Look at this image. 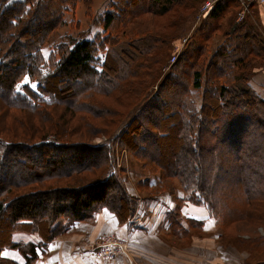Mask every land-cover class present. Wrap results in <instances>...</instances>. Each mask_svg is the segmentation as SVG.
Here are the masks:
<instances>
[{
    "label": "trees",
    "instance_id": "1",
    "mask_svg": "<svg viewBox=\"0 0 264 264\" xmlns=\"http://www.w3.org/2000/svg\"><path fill=\"white\" fill-rule=\"evenodd\" d=\"M129 1L123 7L115 3V12L106 14V37L100 46L96 41L74 42L46 77L38 72L44 65L43 39H36L41 28L23 21L22 2H6L0 8V121L12 119V111H23L39 115L45 124L17 118L16 131L12 124L0 126L5 135L0 136V264H20L3 257L8 249L19 250L24 264H32L38 258L36 247L46 248L58 231L93 219L106 206L119 211L129 204L122 176L115 170L114 140L102 147L90 142L108 128H118L134 111L140 113L127 127L140 120L149 128L133 129L134 136L140 135L135 144L133 138L115 141L153 174L150 185L180 184L185 199L204 206L223 237L232 224L242 223L247 230L264 224V100L251 88V77L244 75L251 55L253 60L264 58L255 5L250 8L255 22L246 16L225 32V43L216 45L218 30L212 23L232 10L238 17L244 8L239 0L217 2L197 29L198 36L190 37L171 72L162 76L173 42L183 37L205 0ZM115 21V28L123 29L134 44L122 45L113 55L107 47L104 57L99 56ZM27 36L31 39L23 41ZM209 43L215 47L210 68L217 81L238 70L244 84L221 83L213 89L206 82L202 91L198 67ZM108 45L115 48L118 41L112 38ZM249 46L260 50L251 52ZM5 49L12 57L2 56ZM25 77L38 83L37 92L21 86ZM154 86L157 91L149 94ZM198 90L199 107L193 96ZM39 131L44 136L53 132L65 141H33ZM73 133L84 141H70ZM16 233L38 235L39 245L15 243ZM236 244L250 255L245 264L253 260V252L264 257L262 235L239 237Z\"/></svg>",
    "mask_w": 264,
    "mask_h": 264
},
{
    "label": "crops",
    "instance_id": "2",
    "mask_svg": "<svg viewBox=\"0 0 264 264\" xmlns=\"http://www.w3.org/2000/svg\"><path fill=\"white\" fill-rule=\"evenodd\" d=\"M258 10L256 19L264 27V7ZM250 86L264 100V70L252 78ZM202 91L198 90L201 94ZM133 175L130 170L121 174L129 203L124 204L123 210L106 206L93 219L70 225L46 248L36 247L38 258L32 264L246 263L249 253L230 244H221L223 237L218 233L216 222L204 206L185 199L180 184L158 186L154 183L150 187L139 181L135 185ZM102 237L122 241L128 253L112 261L93 259L94 247ZM13 240L17 244L37 245L39 241H35L39 236L17 233ZM185 240L189 242L187 246H183ZM199 256L203 257L202 261H198ZM3 257L24 264L19 250H5Z\"/></svg>",
    "mask_w": 264,
    "mask_h": 264
},
{
    "label": "rangeland",
    "instance_id": "3",
    "mask_svg": "<svg viewBox=\"0 0 264 264\" xmlns=\"http://www.w3.org/2000/svg\"><path fill=\"white\" fill-rule=\"evenodd\" d=\"M208 1L205 0L204 3ZM13 3V2H22L26 12L23 13L22 16H24L23 21H25V23H28L29 26H34V28L39 29L41 28V30L39 31V37L38 38H42L43 39V48L41 51V56H42V60H44V65L42 67V71L38 70V72L45 77L48 76V74L52 71V69L54 68V66L58 63V61L60 60V58L62 57L63 53H65V50H67L68 48L72 47L74 42H79V41H83V40H87V41H96V46H98L100 44V42H102L103 38L106 37V34L104 32V28H103V24H104V18L106 16L107 13L109 12H115L114 9L112 8V6L115 3L120 2V6L123 7L125 2H130L129 0H0V8H2L1 6L6 3ZM204 3L199 7V10L197 12V16L196 18L192 19L190 21V23L187 24L184 33H183V37H188V36H194L197 34V29H199V27L202 25V21H198V16H199V12L202 8V6L204 5ZM254 5V4H253ZM252 5V6H253ZM258 8L259 6H254V8L252 10L256 11L255 14L257 16L258 13ZM128 11H126L127 13ZM247 16H250L252 18L253 13L250 12V14H248ZM259 17L260 13H259ZM148 18H152L151 16H149ZM260 19V18H259ZM254 20L256 19H252L253 22H255ZM240 23V22H239ZM237 22V17H236V10H232L230 13L225 14L223 16L222 19H220L219 21H217L216 23H212L211 26H215V28H217L216 30L217 33L215 35V39L214 42L216 45L219 43H225L226 40L223 39L225 32H227L228 30H230V28L234 27L235 25L239 24ZM242 23V22H241ZM22 24V23H21ZM260 27H256V30L261 34V36L264 39V27L260 21ZM119 26L118 24L116 25V21L113 24V27L110 31V38H108V40L106 41V43H110V41L112 40V38L116 39L118 41V45L115 48L110 47V45L105 44V43H101V45H103L104 48L99 56H103L104 57V53L107 52V47L109 48V52L113 55V53H115V50L120 48L122 45L124 44H130L133 43L132 40L129 38V36H127L126 34L123 35L122 34V30H117L115 27ZM121 27V26H120ZM134 29L137 28L136 23L133 25ZM136 30V29H135ZM229 32V31H228ZM227 32V33H228ZM13 43H16L18 40H16L17 37V31H13ZM37 35V36H38ZM198 36V35H196ZM235 37V36H234ZM29 39H31L29 36H27V38L23 39V41H29ZM182 39H177L176 41L173 42V49L175 50V45H180V41ZM209 43L208 47L205 48V52H204V57H203V62L201 63V65L198 67L202 73V87L206 88V82L209 84L210 83V88L213 87V89H215L216 84H221V83H226L232 87L235 86H239L244 84V82L240 81V78L244 77V75L248 76L249 78H252L260 71L264 70V58H254V55H251L249 58L251 60V65L248 66L246 73H244V75H242L241 71L235 70L234 74H231L228 72V79H223L220 81H217V78L215 76H213V68H210V60L212 58V52L213 49L215 48ZM134 44V43H133ZM215 45V46H216ZM259 45V44H258ZM100 46V45H99ZM172 49V50H173ZM249 49L251 50V52H258V50L260 49H256L253 50L252 46H249ZM5 49L2 52V56H5V58L7 59L8 57H12L11 54H9L8 50ZM174 50L172 52H174ZM118 52V51H117ZM111 55V56H112ZM116 55V54H115ZM173 55V53H172ZM171 55V57H172ZM169 58L167 60V65L164 69H162V76H166V74H168L169 72H171V67L169 65V62L171 61L172 58ZM253 60V62H252ZM24 64H26V62H24ZM41 67V66H40ZM37 80H40V78L38 77ZM250 80V82H251ZM23 85H27L30 86V88L32 90H34L35 92L38 91V83L36 81H33L27 77H25L23 79V83L21 86ZM156 86H154L150 91L149 94H154L157 90H156ZM65 96V95H64ZM66 96H68V94L66 93ZM194 101L196 103V105L199 107L201 104V98H200V94L198 91H194ZM61 108V107H58ZM139 111H134L129 113L127 116L124 117L123 121L121 122L120 126H118V128L114 127V128H108L104 133L99 134L97 136L91 137V142L90 145L91 146H108L111 144V142L114 140V142L112 143L113 146H115L116 148V161H115V170L117 176L121 175V172H127L128 170H130L131 172L134 173L133 177L135 178V185L139 182H146L147 185L150 186L149 181L152 179V182H154V176L153 174H151L149 171H146L143 169V163L139 162L137 160H135L132 155H130L128 152L121 150L122 144L119 143V141H115L116 137H120L123 138L124 140L126 138L132 140L133 138V143L135 144L136 140L139 139L140 140V133L137 134L139 136H134L132 131L133 129L136 128H140L142 130V128L148 129L149 126L144 124L145 122L141 123L140 120L133 125L132 128L127 127L128 125H130L131 123H133V121L137 118V116L139 115ZM46 115V114H45ZM55 115H57V111L55 112ZM160 115V114H159ZM14 118V120H13ZM19 119L21 121H23L24 123L26 122V124H37L38 126H44L45 124L41 123L39 120V115L36 116L34 114H28L26 112L23 111H12V119L7 117L4 119H1L0 121V126H10L11 124L13 125V131L15 130V124L17 125L19 124L18 121L16 119ZM43 118H48V115H46ZM48 124V123H46ZM96 126L104 128L103 125H100L98 123H95ZM20 126L18 125V128ZM127 127V128H126ZM17 131H21V129L17 130ZM65 134V131L63 132ZM3 134V133H2ZM43 134L42 131H39L36 133V135L38 136L36 139H34L33 141H41V142H53V143H63L65 140L61 137L57 138V136L52 132V133H48L45 136L41 135ZM0 136H5V135H1ZM44 136V137H43ZM71 136V135H70ZM77 134H72L70 141H84L83 138L77 137ZM7 137V136H6ZM5 138V137H4ZM90 140V139H89ZM122 143V142H121ZM132 143V145H133ZM150 148L152 147H148L146 151H150ZM37 161V160H36ZM131 163L133 164V167H131ZM20 177V176H19ZM148 178H151L150 180H148ZM119 180V179H117ZM151 187V186H150ZM134 187H131V190L133 191ZM214 220V219H213ZM215 221V220H214ZM216 222V221H215ZM217 224V223H216ZM63 227L65 226V223L62 225ZM258 226V225H256ZM252 227V226H251ZM217 230H219V234H222V237L224 235L223 231H220L219 225H217ZM241 231V232H239ZM59 233L62 231H58ZM194 232L196 233H200L199 230H195ZM225 232V231H224ZM257 233V234H256ZM17 234V233H16ZM256 235H262L264 236V224H262L260 227L258 226L257 229H252V230H247L244 228V225L242 223L239 224H232L231 226H229L226 229V233L225 236L223 237V240L220 241L221 244L226 243V244H230L233 245L237 248H240L237 244L236 241H238V238H242L244 240H249V239H245L244 237L246 236H250L249 238L251 239L252 237L255 238ZM2 237H4L2 235ZM57 237V236H56ZM112 238V237H110ZM114 239V238H113ZM39 240H36L35 242H38ZM223 242V243H222ZM188 240H185L183 242V246H187L188 244ZM39 243H37L38 245ZM125 246V244H124ZM241 249V248H240ZM10 250V249H8ZM125 253L127 254V248H125ZM120 255V254H119ZM125 255V254H122ZM168 255V254H166ZM173 257V255H171ZM253 256V260H249V264H258L257 262H261V264H264V257L260 256L259 253L257 252H253L252 254ZM250 257V256H249ZM203 257L199 256L198 261H202ZM248 261V259H247Z\"/></svg>",
    "mask_w": 264,
    "mask_h": 264
},
{
    "label": "built area",
    "instance_id": "4",
    "mask_svg": "<svg viewBox=\"0 0 264 264\" xmlns=\"http://www.w3.org/2000/svg\"><path fill=\"white\" fill-rule=\"evenodd\" d=\"M221 0H208L204 3L202 6L199 16H198V21H202L207 17V15L210 13V11L213 9V7L216 5L217 2ZM242 2L244 5L243 11L239 14L237 17V22H241L245 19V17L250 14L251 6L254 4L259 7H264V0H239ZM182 40L180 41V45H175V50L172 55V59L169 62V65L172 66L181 53L185 50V47L190 39V36L181 38ZM76 224V223H74ZM73 224V225H74ZM72 225V226H73ZM119 254H125V246L122 241L113 239V238H107V237H102L98 240L94 247V252H93V259L96 260H105V261H112L114 260Z\"/></svg>",
    "mask_w": 264,
    "mask_h": 264
},
{
    "label": "water",
    "instance_id": "5",
    "mask_svg": "<svg viewBox=\"0 0 264 264\" xmlns=\"http://www.w3.org/2000/svg\"><path fill=\"white\" fill-rule=\"evenodd\" d=\"M93 147H100V146H93Z\"/></svg>",
    "mask_w": 264,
    "mask_h": 264
}]
</instances>
